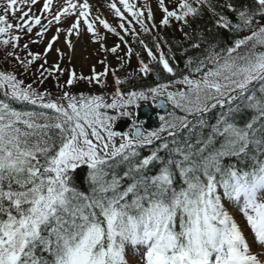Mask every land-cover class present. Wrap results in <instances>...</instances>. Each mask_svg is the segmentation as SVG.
I'll return each mask as SVG.
<instances>
[{
  "label": "snow or ice",
  "instance_id": "6c2138e0",
  "mask_svg": "<svg viewBox=\"0 0 264 264\" xmlns=\"http://www.w3.org/2000/svg\"><path fill=\"white\" fill-rule=\"evenodd\" d=\"M39 2L0 0V48L15 61L0 69V264H129L128 245L142 246L137 264H264V0H158V22L147 4L112 0L120 31L93 16L89 0H43L37 14ZM205 9L207 33L231 36L223 47L192 29ZM65 20L42 53L31 50ZM174 21L178 46L188 44L183 68L159 31ZM97 25L118 42L106 47ZM83 31L129 69L126 80L106 58L89 76L61 67V32L72 49ZM109 73L110 93H73L80 81L108 89ZM49 78L55 96L42 87ZM142 101L151 125L135 115Z\"/></svg>",
  "mask_w": 264,
  "mask_h": 264
},
{
  "label": "rangeland",
  "instance_id": "374dc122",
  "mask_svg": "<svg viewBox=\"0 0 264 264\" xmlns=\"http://www.w3.org/2000/svg\"><path fill=\"white\" fill-rule=\"evenodd\" d=\"M57 3H63V0H54V6ZM111 3H112V0H106V3L104 2L101 9H94L91 7L90 11H91V14L93 16L99 14L102 18L106 19L110 25H112L113 27H117V30L120 31V29L118 27L120 20H119V18L115 17L114 12L111 10V8H110ZM136 3L138 6H141L143 4H147L153 10V12L156 16L157 22L159 21V19L162 16V12L158 8V0H136ZM165 4H166V6H168L170 8L173 6L172 4L169 3V0H165ZM42 6H43V0H40V2L36 6H34L32 10L34 12H36L37 14H40V9L42 8ZM145 17H146V13H145ZM129 19H131L130 16H129ZM44 22L46 23V21H44ZM69 24H70V21H68V20H65L60 25L54 24L52 26V28H50L49 31L45 34L44 39L40 43H35V44L30 45L31 50L33 52H41L42 53L43 49L46 46L47 41L50 40L51 36L55 34L56 27L67 28L69 26ZM97 27H98V30L100 32V35L105 38L103 40V43L105 44L106 47L110 48L115 43L118 42V38L114 34L107 32L100 25H97ZM37 30H38V28H34V32H33V35L31 37L32 39L35 38V31H37ZM159 31H160V29H159ZM29 38L30 37L25 36L20 41V44L22 45V44L26 43L29 40ZM71 40H72L73 48L69 49L65 43L64 33L61 32L59 42H57L54 45V49L60 48L62 50V52L65 54L63 60L59 61L62 68H67V69H73L74 68L78 74L82 73L84 76H89L91 74V69H92L93 65H95L97 72L103 71L104 65L99 63V61L105 60V58H106V62L109 66H113V65L118 63L116 57L113 54L105 53L104 51L101 50L100 43L93 42V38H92L91 34H89L87 31L81 32V34L78 37L76 35H73L71 37ZM121 47L123 48L124 46L122 45ZM54 49L47 56L49 64L55 63L58 60V54L55 52ZM9 50L10 49L0 48V69H11L12 66L15 65V61L11 60V58H8V60L5 59L7 56V51H9ZM20 54L24 55L23 52H21ZM121 55H122V53H121ZM39 63H42V61H39L35 65L32 66L33 71L36 70V68L39 66ZM136 67H137V64L134 61H131V68H136ZM122 70L124 71V75L128 76L129 69L124 68ZM19 71H22V69ZM124 75H122V76H124ZM67 76H68L67 73H64L61 76V83H63V81L67 79ZM50 81H51V83H50ZM26 82H31V78L29 77L26 80ZM80 82H82V81H80ZM80 82H78V83H80ZM44 84L45 85L42 86L43 88H47L49 91H51L53 93L54 96L57 94L58 89H57L56 85L55 86L52 85V84H55V78H49L48 80L45 81ZM107 84L110 87L105 90V89H102L100 86L88 85L85 83V85H83V87H82L83 89H80L78 91H79V93L83 92L85 95L99 94L103 91H107L110 93L112 91L111 86L114 83L109 84L107 82ZM72 91H73V93L75 92L74 88L72 89ZM225 203L228 206L230 211L235 212L234 207L231 204H228L227 200H225ZM236 218L238 220L241 219L239 215H237ZM247 236H248L249 241H251L252 240V234L247 233ZM137 247H140V250H143L142 246H133V245L129 246V248L126 249V260L129 261V264H137L138 257L135 255ZM252 251L254 253L259 252L260 248L257 245L253 244ZM262 258H264V257H262Z\"/></svg>",
  "mask_w": 264,
  "mask_h": 264
},
{
  "label": "trees",
  "instance_id": "16d2710c",
  "mask_svg": "<svg viewBox=\"0 0 264 264\" xmlns=\"http://www.w3.org/2000/svg\"><path fill=\"white\" fill-rule=\"evenodd\" d=\"M214 3L220 2L222 3L223 0H213ZM238 2H242V0H238ZM211 14L207 12V10L205 9V14L203 16L202 19H198L196 21H194L192 23V29H197L198 31H205V34L208 36L209 40H212L213 37H215L216 41L219 42L220 46L223 47L224 42L228 41L229 39H231V36L226 33L223 32L221 35L216 36L215 33H207L206 29L207 28H211ZM178 24L174 21L171 27L168 28H161L160 29V34L163 35L164 37H166V39L168 40V43L171 45L172 51L174 53H176V61L179 63V66L181 68H183L184 66V57H182L180 55V52L182 51L183 47H188V44L185 43L182 46H178L177 41H180L183 39V35L182 33L178 30ZM192 29L189 28H185V31H192ZM139 31V30H138ZM142 38L149 43V45L151 46L152 44V35H144L142 36ZM133 47L137 48V50H139L138 46L133 44ZM162 47L164 48V51L167 52L168 51V47L166 45H162ZM196 51H192L189 53V55H195ZM145 59L147 60L146 54H145ZM131 61H134L137 64V59L135 56L132 57ZM110 68L112 69H118L117 71V75L122 79V80H126L127 76L124 75V71L122 69L119 68V62L113 66H110ZM124 75V76H122ZM107 82L109 84L114 83V77L111 73L108 74L107 76ZM155 81V77L152 76L149 79L145 80V81H137V83L140 84H154ZM48 82V81H47ZM49 83V82H48ZM51 83V82H50ZM47 84V83H46ZM81 84V83H80ZM45 85V84H44ZM127 87V85H126ZM3 97H0V99H2ZM19 107V105H17ZM218 111V110H217ZM217 111H214L210 114L207 115V119L209 120V123H215V116L217 114ZM207 133V130H205V134ZM196 137L195 135H193L192 137V142L195 143ZM145 154H147L145 152ZM234 162V161H233ZM85 171H86V166H85ZM77 186L81 189V190H85L87 191L88 189V184L87 181L85 179V177L82 175L78 180H77Z\"/></svg>",
  "mask_w": 264,
  "mask_h": 264
},
{
  "label": "water",
  "instance_id": "95a60500",
  "mask_svg": "<svg viewBox=\"0 0 264 264\" xmlns=\"http://www.w3.org/2000/svg\"><path fill=\"white\" fill-rule=\"evenodd\" d=\"M141 105L142 106L137 109L138 110L137 118L138 119H145V121L149 125H151L152 121L156 119L155 114L153 112V109L149 105H144V104H141Z\"/></svg>",
  "mask_w": 264,
  "mask_h": 264
},
{
  "label": "bare ground",
  "instance_id": "6f19581e",
  "mask_svg": "<svg viewBox=\"0 0 264 264\" xmlns=\"http://www.w3.org/2000/svg\"><path fill=\"white\" fill-rule=\"evenodd\" d=\"M104 2L106 3V0H89V4L94 9H101Z\"/></svg>",
  "mask_w": 264,
  "mask_h": 264
}]
</instances>
